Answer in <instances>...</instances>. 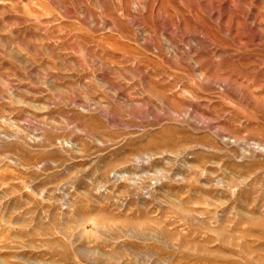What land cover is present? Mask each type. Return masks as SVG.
<instances>
[{
	"label": "rangeland",
	"instance_id": "rangeland-1",
	"mask_svg": "<svg viewBox=\"0 0 264 264\" xmlns=\"http://www.w3.org/2000/svg\"><path fill=\"white\" fill-rule=\"evenodd\" d=\"M0 264H264V0H0Z\"/></svg>",
	"mask_w": 264,
	"mask_h": 264
}]
</instances>
